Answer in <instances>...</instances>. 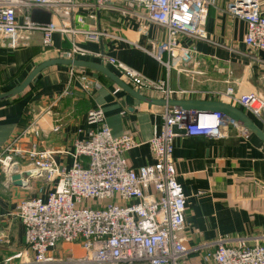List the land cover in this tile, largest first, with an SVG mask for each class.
Returning <instances> with one entry per match:
<instances>
[{
    "label": "built area",
    "instance_id": "1",
    "mask_svg": "<svg viewBox=\"0 0 264 264\" xmlns=\"http://www.w3.org/2000/svg\"><path fill=\"white\" fill-rule=\"evenodd\" d=\"M215 3L216 0H0V48H26L34 33L41 35L46 49L52 46L55 33L91 40L107 35L101 30L87 31L64 23L60 26L53 21L39 25L31 20L34 9L49 12L51 17L63 9L73 15L77 24L84 23L81 11H87L88 20L96 18L95 11H115L163 28L165 41L153 56L167 72L176 67L184 73L181 67L192 62L193 50L183 46L180 38L205 40L208 11ZM227 11L245 23L244 45L252 51H264V0H232ZM66 57L101 60L143 95L156 94L167 100L185 93L170 89L166 79L151 80L115 58L85 50L73 42ZM75 69L70 68L71 78ZM79 80L86 93L96 87L83 74ZM218 94L264 127V98L259 94H239L232 87ZM160 116L161 124L154 127L149 140L154 163L136 170L128 166L124 157L136 146L134 137L129 133L112 136L100 108L87 112L86 122L92 129L86 139L74 141L71 152L40 149L32 140L40 136L34 121L7 142L0 155V171L8 181L11 182L8 171L16 164L24 176L22 187H27L29 179L40 183L36 196L21 200L16 207V217L24 227V243L31 253L27 264H184L189 254L181 239L186 196L172 158L173 141L179 136L173 127L184 130L187 137L215 139L223 138L229 127L239 129L244 136L248 130L220 113L163 107ZM67 156L72 159L70 166L59 163L58 157ZM59 245L77 246L81 255L61 257ZM203 261L264 264V245L247 246L241 241L232 245L220 240Z\"/></svg>",
    "mask_w": 264,
    "mask_h": 264
},
{
    "label": "crops",
    "instance_id": "2",
    "mask_svg": "<svg viewBox=\"0 0 264 264\" xmlns=\"http://www.w3.org/2000/svg\"><path fill=\"white\" fill-rule=\"evenodd\" d=\"M231 1L216 0L209 8L205 40L180 38L183 46L193 50L192 62L181 67L184 73L176 67L167 72L153 56L165 41L163 28L115 11H95L94 20H88L87 11H81L84 23L77 24L72 14L58 10V16L51 17L54 23L101 30L107 35L91 40L55 33L52 46L46 49L41 35L34 33L26 48H0V93L21 84L42 62L67 58L73 42L85 50L115 58L151 80L166 79L174 91H185L172 99L227 103L218 93L228 87L239 94L254 93L264 98V51H252L244 45L246 25L228 13ZM76 59L102 63L93 57ZM163 59L166 60L164 54ZM104 66L119 77L113 66ZM70 68H46L22 93L0 101V155L7 142L33 121L39 126L40 136L32 140L40 149L71 152L74 141L86 139L92 129L86 122L87 112L100 108L112 136L129 133L135 139L136 146L124 156L128 166L136 170L153 164L149 140L154 127L161 124L163 107L148 106L92 70L76 68L71 78ZM81 74L96 83L90 93L81 89ZM150 96L161 99L156 94ZM245 114L264 133L260 121ZM226 133L218 139L179 135L173 141L177 180L186 196L181 239L189 254L184 264H213L203 261V257L213 252L220 240L232 245L239 241L247 246L264 245V143L249 131L244 136L239 129L229 127ZM58 158L67 166L72 163L69 156ZM8 182L0 171V236L4 237L0 239V264H27L31 253L24 243V227L16 217V207L21 200L36 196L40 183L29 179L27 187H19ZM58 249L59 254L81 255L77 246L59 245ZM17 254L19 258H12Z\"/></svg>",
    "mask_w": 264,
    "mask_h": 264
},
{
    "label": "water",
    "instance_id": "3",
    "mask_svg": "<svg viewBox=\"0 0 264 264\" xmlns=\"http://www.w3.org/2000/svg\"><path fill=\"white\" fill-rule=\"evenodd\" d=\"M31 20L32 22L37 23L39 25H47L51 21V14L49 12H45L39 9H34L31 12ZM52 66H67L71 68L88 69L95 71L108 78L110 81H112L122 90H124L130 96L134 97L135 99L143 103H146L148 106L154 105L159 107H172V108H179L185 111H192L197 113H220L226 116L228 119L236 122L238 125L245 128L249 132L256 135L264 143L263 131L259 129L254 124V122L242 110H240L237 107L219 101H201L196 99L165 100V99H157L151 96L143 95L135 91L130 85H128L122 79H120L115 74L110 72L104 66L103 63H96L91 61H84V60H78L72 58H57V59L44 61L38 66H36L21 84H19L18 86L14 87L13 89L7 92L0 93V101L12 99L17 95H19L20 93H22L40 72ZM173 132L179 135L185 134L184 130H179L175 126L173 127ZM8 175L10 176L13 185L22 187V181L24 179V176L20 174L18 165L12 164L8 171Z\"/></svg>",
    "mask_w": 264,
    "mask_h": 264
},
{
    "label": "rangeland",
    "instance_id": "4",
    "mask_svg": "<svg viewBox=\"0 0 264 264\" xmlns=\"http://www.w3.org/2000/svg\"><path fill=\"white\" fill-rule=\"evenodd\" d=\"M76 207H79V206H76ZM65 254L67 255V253H60L59 255H60L61 257H64Z\"/></svg>",
    "mask_w": 264,
    "mask_h": 264
}]
</instances>
